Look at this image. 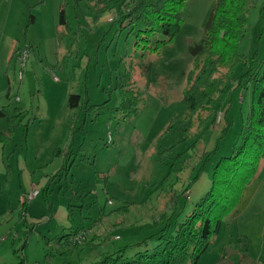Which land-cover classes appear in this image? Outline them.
I'll use <instances>...</instances> for the list:
<instances>
[{"label":"rangeland","instance_id":"rangeland-1","mask_svg":"<svg viewBox=\"0 0 264 264\" xmlns=\"http://www.w3.org/2000/svg\"><path fill=\"white\" fill-rule=\"evenodd\" d=\"M104 1L107 11L97 12L95 0H0V22L4 21L0 48L3 38L17 30L10 27L12 21H24L20 40H29V33L36 36L32 43L37 49L29 58L32 67L30 60L26 62L18 80L12 58L8 75L14 79L13 91L21 89L28 116L33 118L38 107L42 111L35 113L39 121L34 118L27 124L16 119L11 125L6 120L0 128V264H86L127 245L141 242L128 252L156 246L164 226V233H173L176 223L209 190L213 167L237 144L252 99L249 83L236 85L243 72L241 62L230 70L219 68L214 77L224 92L214 93L217 100L209 106L204 103L190 119L181 101L193 68L190 49L203 42L214 0H186L180 30L156 51L144 49L142 41L134 47L142 26L135 24L130 31L116 22L121 0ZM60 3L69 26L68 35L63 27V36L69 38L60 32L55 43L51 37L57 30L47 23ZM262 3L252 0L247 15L239 46L246 57L264 27L258 18ZM40 12L44 19L37 26L28 25L29 16ZM163 38L152 33L148 45ZM257 52L258 64L264 58V32ZM129 82L139 96V109L122 121L116 107L125 92L123 84ZM65 92L80 94L83 107L94 105L93 110L82 111L70 129L67 100L61 96ZM55 115L61 117L58 129ZM56 131L63 135L57 143L61 150L47 156ZM65 143L72 163L56 176L64 163ZM50 177L54 180L44 194ZM32 189L38 194L24 210L22 201ZM69 228L77 232L53 240ZM219 234H259L258 250L253 253L250 247L244 258L247 264H264V156Z\"/></svg>","mask_w":264,"mask_h":264},{"label":"trees","instance_id":"trees-1","mask_svg":"<svg viewBox=\"0 0 264 264\" xmlns=\"http://www.w3.org/2000/svg\"><path fill=\"white\" fill-rule=\"evenodd\" d=\"M186 0H121L117 6V21L121 27H130L135 24L142 26L139 30L134 47L142 41L143 48L156 51L170 42L178 33L182 25L180 11ZM252 0H214L211 16L205 26L204 39L201 45L192 47L193 68L187 75L186 86L182 91L181 101L185 108V117H190L202 109L204 103L210 105L214 100V93H223L221 82H217L215 73L220 67L232 69L241 62L243 72L237 78V87L245 83L250 84L252 93L251 103L243 121L237 144L231 146L229 153L223 156L213 167V177L209 190L197 201L184 218L176 223L174 232L158 235L159 244L142 251H130L129 248L138 246L127 245L113 252L103 254L100 259L86 264H197L205 251L209 249L215 236L218 234L225 217L235 213L238 204L243 198L247 185L254 178L257 164L264 156V58L257 64L258 45L264 27L253 38V50L249 56L239 53V46L245 38L247 15ZM100 5V8H99ZM97 12H105V1L95 0ZM258 18L264 20V3L258 8ZM33 16H29L28 25ZM57 24L66 28L65 35L69 34V26L65 5L59 4L57 10ZM159 33L164 38L158 39L153 46H149V36ZM13 56L11 57L12 60ZM13 70L15 64L13 60ZM197 71L195 77L193 71ZM213 77V78H212ZM132 83L123 84V97L116 107L120 113L119 119L124 121L135 116L139 109V96L132 90ZM122 86V85H121ZM120 86V87H121ZM81 95L70 93L67 96V108L76 110L74 122L80 121L82 111L93 110L92 106L80 105ZM97 107L96 109H100ZM228 108L224 111L227 121ZM1 113V112H0ZM20 113L14 117H6L9 124H13ZM227 126L223 128L222 133ZM59 150H54L56 155ZM71 149L63 154L64 163L56 173L60 175L67 164L72 163ZM53 177L47 179L43 193L49 190ZM27 201H22L25 210ZM171 218V216H170ZM169 218L165 221L167 224ZM168 225V224H167ZM70 229V228H69ZM71 228L69 232L53 238L56 242L67 239L76 233Z\"/></svg>","mask_w":264,"mask_h":264},{"label":"crops","instance_id":"crops-1","mask_svg":"<svg viewBox=\"0 0 264 264\" xmlns=\"http://www.w3.org/2000/svg\"><path fill=\"white\" fill-rule=\"evenodd\" d=\"M61 4V3H60ZM59 6V5H58ZM58 9V8H57ZM33 16V21H32V26H37L39 22H41V19H44V14L42 12L40 13H34ZM49 17V16H48ZM25 19V18H24ZM29 20V18H28ZM22 23V24H21ZM1 27L4 29V21L0 22ZM24 21H15L13 23V21L10 23V27L15 26L17 27V30L15 31V33L8 35L7 37L3 38V42L4 43L2 46L3 48H0V128H4V122H6V117H14V114L16 113H20L19 117H17L19 122L22 123H32V121L34 122V118H38L39 121V116L37 117V115H35V113H40L41 109L38 107L36 110H33V118H30L28 116V108L25 105V103L22 101L21 98V89L19 87L18 92H14L12 85L14 82V79L12 80V77H10V75H8L9 73V65L11 61V57L14 53V51L16 50L17 45L20 43V41H27L30 46H31V50L33 52V50L37 49L35 45H33L32 40H34L36 38V36H34L33 34L29 33V40L25 38L20 40V36H21V29L23 27ZM30 24V23H29ZM48 25L50 24L51 26L54 27V29L57 30L53 32L51 39L55 40V43L59 38V34L60 32H62L61 36L62 38H69L67 36H63V27L61 25L57 24V10L55 11L54 9V13H52V16L50 18V20H48ZM58 27L62 28V30H59ZM36 33V32H35ZM67 43H66V47H67ZM0 46H1V42H0ZM34 54H32L33 56ZM30 58V56H29ZM27 60V63L29 62V60L31 61V59ZM61 62V61H60ZM30 66L32 67L33 63L32 61L29 63ZM28 67V68H31ZM11 74V73H10ZM14 78V77H13ZM57 81V80H55ZM20 86V85H19ZM70 94V93H69ZM63 97V99H67L68 94L65 92L64 94L62 93L61 95ZM66 109V108H65ZM76 110H67V128H74L76 126V123L74 122V115ZM42 112V111H41ZM54 122H55V126L57 127V129L59 128V119L61 118H57V115H55L54 117ZM33 119V120H31ZM21 123V124H22ZM53 134H55V139L52 142H49L51 148L48 149V151L45 153V155L49 156L50 154L53 153L54 150H61L60 145H58L57 143L63 138L61 136L62 132H54ZM68 139H65V142ZM66 145L67 143H65L63 149H62V155L66 152ZM61 155V156H62ZM42 155H39V157H41ZM45 156L42 158L44 159ZM60 168V166H59ZM50 187V185H49ZM26 208V207H25ZM3 210V209H2ZM1 210V211H2ZM0 211V213H1ZM1 216V215H0ZM241 236V237H240ZM116 239H119V237L116 236ZM259 234H254V235H234V234H219L216 235L213 243L211 244V246L209 247V249L207 251H205L202 255H200L197 264H247L245 263V258L244 255L250 254V247H253V253L255 252V250H258V247H256V243L259 240ZM242 240V241H240ZM244 240V241H243ZM1 241V239H0ZM247 241V244L246 242ZM245 242V243H244ZM261 245V244H260ZM264 246V245H262ZM261 251H263V248L261 247ZM262 254V253H261ZM261 257V256H260ZM254 264V263H251ZM257 264V263H255Z\"/></svg>","mask_w":264,"mask_h":264},{"label":"built area","instance_id":"built-area-1","mask_svg":"<svg viewBox=\"0 0 264 264\" xmlns=\"http://www.w3.org/2000/svg\"><path fill=\"white\" fill-rule=\"evenodd\" d=\"M31 46L27 41H22V44L16 48L13 54V60L15 64V74L18 80L23 77V69L25 68L26 62L30 56ZM54 80H58L57 76L53 75ZM110 139H108L109 141ZM38 194V191L32 189L30 193L27 194L25 201L31 200Z\"/></svg>","mask_w":264,"mask_h":264}]
</instances>
